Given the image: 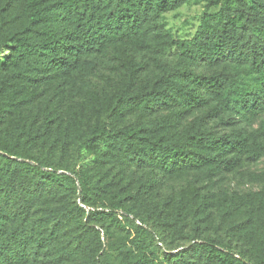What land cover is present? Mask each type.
<instances>
[{
    "label": "trees",
    "instance_id": "16d2710c",
    "mask_svg": "<svg viewBox=\"0 0 264 264\" xmlns=\"http://www.w3.org/2000/svg\"><path fill=\"white\" fill-rule=\"evenodd\" d=\"M190 2L217 10L174 38L162 16ZM109 57L122 75L98 90L90 76ZM261 113L264 0H0V264H102L99 228L120 212L136 252L120 264H264V168L249 173L260 190L215 188L264 159V118L207 126ZM84 148L95 155L76 168ZM139 171L189 184L151 204ZM153 226L188 245L163 248Z\"/></svg>",
    "mask_w": 264,
    "mask_h": 264
},
{
    "label": "rangeland",
    "instance_id": "374dc122",
    "mask_svg": "<svg viewBox=\"0 0 264 264\" xmlns=\"http://www.w3.org/2000/svg\"><path fill=\"white\" fill-rule=\"evenodd\" d=\"M217 10L216 6L210 7L208 10L204 7V3L190 2L182 5L176 10L165 13L162 16V22L164 27L171 33L172 37L178 39L190 38L196 30L200 22V18L204 12H214ZM125 57L132 61H142L145 62L149 67L151 65V60L147 54L127 51L125 52ZM174 50L171 49L167 51L162 59L167 62H172L174 60ZM115 59L109 57L108 59L97 60L96 71L90 76V80L95 88L102 91H108L115 80H117L121 75L119 66H116ZM219 68V67H216ZM210 68L207 65L201 64L198 68L194 69L196 73L207 74L210 72ZM243 76L246 77L245 73L242 72ZM247 79V77H246ZM200 109L188 114H180L176 116V121L179 127L186 125L194 116L201 115L203 111ZM173 113L172 110H161L157 115L162 116L165 114ZM228 123L233 122V124H223L220 123L216 117L208 119V127L211 131L216 133H223L230 131L233 127L243 128L246 131L257 127L259 121L264 118V114H259L252 121L247 122L241 118L233 117L232 115H226ZM225 116V117H226ZM81 157L76 163V168L83 164L86 160H91L95 151L93 148H84L80 151ZM264 168V159L259 160L257 163L245 166L236 172H231L224 174L216 181V189L226 190V191H256L262 188V184L256 181H252L249 177L250 172H257ZM139 174H143L151 178L153 183L154 192L149 196V203L160 204L169 195L176 193L182 187L187 186L185 180L181 179H168L157 173L156 171L143 172L139 171ZM192 176H188L190 180ZM78 194V193H77ZM78 201V199H76ZM88 207H86L87 209ZM130 218V216H129ZM121 221V222H120ZM119 222V226H116ZM125 222V223H124ZM125 225V226H124ZM104 228H99L101 230V239L103 241V250L106 254L104 259H102V264H120L123 258H132L136 252L130 243L131 236L135 234L134 226L124 217L122 212L115 214V220H108L103 223ZM151 230H154L158 236L163 239V248L171 247H181L188 245V242L179 240L174 235L170 233H162L155 226ZM156 234V235H157ZM157 253L162 252V249L158 246L156 247L153 243V247ZM123 251V252H122Z\"/></svg>",
    "mask_w": 264,
    "mask_h": 264
}]
</instances>
